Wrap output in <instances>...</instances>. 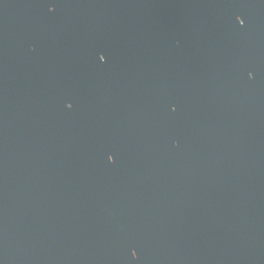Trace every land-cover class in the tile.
<instances>
[{"label":"water","instance_id":"water-1","mask_svg":"<svg viewBox=\"0 0 264 264\" xmlns=\"http://www.w3.org/2000/svg\"><path fill=\"white\" fill-rule=\"evenodd\" d=\"M0 264H264V0H0Z\"/></svg>","mask_w":264,"mask_h":264}]
</instances>
